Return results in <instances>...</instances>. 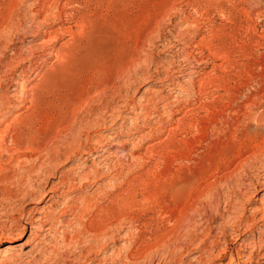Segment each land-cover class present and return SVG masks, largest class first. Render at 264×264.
Instances as JSON below:
<instances>
[{"label":"rangeland","instance_id":"1","mask_svg":"<svg viewBox=\"0 0 264 264\" xmlns=\"http://www.w3.org/2000/svg\"><path fill=\"white\" fill-rule=\"evenodd\" d=\"M217 3L0 0V136L7 135L12 152L16 141L11 139L16 135L22 153L44 151L52 145L62 154L54 165L58 174L49 178L43 173L37 180L32 176L29 183L23 181L25 192H32L31 183L37 192L26 200L14 197L0 204V246L13 244L9 253L0 256V264H98L111 249L120 255L117 264H121L139 232L146 229L144 221L153 226L163 216L180 215L195 189L221 176L247 148L264 143V137L252 133L255 126L243 123L232 130L231 125L217 122L235 114L249 99L257 102L259 113L264 111V99L258 98L264 95V0H221L223 8H217ZM217 30L220 36L213 39L210 33ZM183 120L193 122L190 130L172 129ZM9 152L0 154L8 160ZM260 156L252 159L247 172L220 181L204 202L209 215L205 219L197 216L205 226L217 210L223 213L234 201L231 204L237 208L225 211V217H230L212 223L217 238L226 230L234 251L223 252L225 244L220 243L200 259L199 251L191 246L187 264H225L236 252L240 241L235 240L232 224L238 215H250L264 204V189L259 194L248 191L251 182L264 179V154ZM13 162L9 165H17ZM19 164L22 168L31 162L21 160ZM61 173L68 174L70 181L66 178L64 188L54 194L49 189L60 181ZM47 181L50 185L46 187ZM126 186L135 188L136 204L131 201L126 208L142 218L136 226L123 224L117 243H109L105 252L99 247L84 250L92 244L76 241L84 231L76 206L83 198L98 201L112 189L122 194ZM171 186H179L182 192L172 194ZM50 197L56 199L54 203ZM158 211L159 219L151 220ZM29 217L34 218L32 224ZM16 223L25 227L22 237ZM11 227L16 239L7 236ZM256 227L264 230V221L256 222ZM185 228L186 237L190 230ZM64 231L71 239H64ZM204 235H197L196 246ZM248 235L241 239L255 238L253 233ZM260 257L241 264H264ZM142 264L152 263L146 259Z\"/></svg>","mask_w":264,"mask_h":264},{"label":"bare ground","instance_id":"2","mask_svg":"<svg viewBox=\"0 0 264 264\" xmlns=\"http://www.w3.org/2000/svg\"><path fill=\"white\" fill-rule=\"evenodd\" d=\"M57 1V0H55ZM40 2V1H39ZM217 8H223V5L221 4V0H217ZM50 3V2H49ZM52 4V3H51ZM55 4V3H54ZM63 4V3H62ZM59 5V4H58ZM44 6V5H43ZM51 6V5H50ZM49 7V6H48ZM53 7V6H52ZM60 7V6H58ZM65 7V6H64ZM55 9V8H54ZM226 9V8H225ZM38 10V9H37ZM61 10V9H60ZM220 10V9H219ZM222 11V10H221ZM224 11V10H223ZM208 18V17H207ZM213 21V20H212ZM198 27V26H197ZM210 27V26H209ZM206 28V27H205ZM211 29V28H210ZM209 32V31H208ZM221 33V32H220ZM219 31H213L212 33V38L216 39L220 36ZM224 34V33H223ZM209 35V33H208ZM222 36V35H221ZM204 38V37H203ZM204 41V40H202ZM206 41V40H205ZM209 41V40H207ZM209 43V42H208ZM204 47V46H202ZM199 48V47H198ZM211 48V47H210ZM206 49V48H205ZM209 49V48H208ZM200 50V49H199ZM211 50V49H210ZM195 52V51H194ZM199 52V51H198ZM197 52V53H198ZM191 54V53H189ZM201 54V53H199ZM202 55V54H201ZM200 56V55H199ZM204 56V55H203ZM63 58V57H62ZM207 58V57H206ZM201 61V60H200ZM227 67V66H226ZM224 68V67H223ZM226 69V68H225ZM118 74V73H117ZM206 74V73H205ZM169 77V76H168ZM46 78V77H45ZM13 79V78H12ZM49 79V78H48ZM132 79V78H131ZM206 79V78H205ZM204 79V80H205ZM227 79V78H226ZM44 80V79H43ZM50 80V79H49ZM118 80V79H117ZM229 81V80H228ZM50 82V81H49ZM96 82V81H95ZM218 82V81H217ZM100 83V82H98ZM226 84V83H225ZM228 84V83H227ZM99 85V84H98ZM101 85V84H100ZM39 86V85H38ZM169 87V86H168ZM227 87V86H226ZM46 88V87H45ZM92 88V87H91ZM97 88V87H96ZM104 88V87H103ZM102 88V89H103ZM179 88V87H178ZM98 89V88H97ZM186 89V87H185ZM37 90V89H36ZM92 90V89H91ZM100 90V89H99ZM205 90V89H204ZM209 90V89H208ZM229 90V89H228ZM255 90V89H254ZM181 91V90H180ZM188 91V90H187ZM246 91V90H245ZM3 92V91H2ZM202 92V91H201ZM23 93V92H22ZM185 93V92H184ZM230 93V91H229ZM243 93V92H242ZM94 94H96L94 92ZM190 94V93H189ZM200 94V93H199ZM87 95V94H86ZM195 95V94H194ZM224 95V94H223ZM253 95V94H252ZM7 96V95H6ZM23 96V95H22ZM254 96V95H253ZM256 96V95H255ZM258 96V95H257ZM256 96V97H257ZM83 97V96H82ZM251 97V96H250ZM88 98V96H87ZM95 98V97H94ZM258 98H261L262 101L264 99V95L260 94ZM257 98V99H258ZM21 99V98H20ZM221 99V98H220ZM228 99V98H227ZM260 99V100H261ZM228 101V100H227ZM261 101V102H262ZM133 102V101H132ZM136 102V101H135ZM260 103V102H259ZM77 104V103H75ZM74 104V105H75ZM112 104V103H111ZM144 105V104H143ZM186 105V104H185ZM34 106V105H33ZM89 106V104H88ZM148 106V105H147ZM193 106V105H192ZM198 106V105H197ZM78 107V106H77ZM82 107V106H81ZM129 107V106H128ZM264 107V106H263ZM101 108V107H100ZM127 108V107H126ZM185 108V107H184ZM187 108V107H186ZM190 108V107H189ZM194 108V107H193ZM259 105L257 102H255L253 99H249L245 104L240 105L238 108L235 109V114L233 115H224L219 120L222 125H231L232 130L233 126L235 128H239L243 123L245 124V127L249 126H255V128H252L253 131L252 133H255L257 135H261L262 137L264 133V111L259 113ZM79 109V108H78ZM34 110V109H33ZM74 110V109H73ZM80 110V109H79ZM132 110V109H131ZM182 110V109H181ZM197 110V109H196ZM227 110V109H226ZM263 110V109H262ZM141 111V110H140ZM147 111V110H146ZM185 111V109H184ZM193 111V110H191ZM213 111V110H212ZM33 112V111H32ZM143 112V111H142ZM183 112V111H182ZM216 112V111H215ZM225 112V111H224ZM93 113V112H92ZM144 113V112H143ZM190 113V112H187ZM219 113V112H218ZM155 114V113H154ZM227 114V113H226ZM232 114V113H231ZM30 115V114H29ZM74 115V114H73ZM158 115V114H157ZM169 115V114H168ZM186 114L184 113L183 116ZM27 116V115H26ZM159 116V115H158ZM203 116V115H202ZM165 117V116H164ZM25 118V117H24ZM61 118V117H60ZM152 118V117H151ZM172 118V117H171ZM188 118V117H187ZM204 118V117H203ZM202 118V119H203ZM218 118V117H217ZM64 119V118H63ZM201 119V118H200ZM149 120V119H148ZM160 120V119H159ZM179 120V119H178ZM18 121V120H17ZM93 121V120H92ZM158 121V119H157ZM208 121V120H207ZM72 122V121H71ZM200 122V121H199ZM206 122V121H205ZM138 123V122H137ZM159 123V122H157ZM156 123V124H157ZM163 123V122H162ZM12 124V123H11ZM15 124V123H14ZM161 124V123H160ZM171 124V123H170ZM205 124V123H204ZM162 125V124H161ZM172 125V124H171ZM170 125V126H171ZM9 126V125H8ZM158 126V125H157ZM160 126V125H159ZM165 126V125H163ZM167 126V125H166ZM193 126V122L190 120H183V122L178 123V125L172 129L174 130H181L183 129L184 131L190 130V128ZM205 126V125H204ZM230 126V127H231ZM20 127V126H19ZM155 127V126H154ZM199 127V126H198ZM242 127V126H241ZM244 127V129H245ZM15 128V127H14ZM18 128V127H17ZM21 128V127H20ZM31 128V127H30ZM229 128V127H228ZM7 129V128H6ZM19 129V128H18ZM66 129V128H65ZM204 129V128H203ZM206 129V128H205ZM222 129V128H221ZM231 129V128H230ZM247 129V128H246ZM250 129V128H249ZM248 129L247 132L250 130ZM3 130V129H2ZM14 130V129H13ZM12 130V131H13ZM21 130V129H20ZM210 130V129H209ZM216 130V129H215ZM73 131V130H72ZM182 131V130H181ZM237 131V130H236ZM234 131V133L236 132ZM171 130L169 131V133ZM173 132V131H172ZM220 132V131H219ZM20 133V132H19ZM60 133V132H59ZM104 133V132H103ZM208 133V132H207ZM206 133V134H207ZM222 133V132H221ZM238 133L239 130H238ZM250 133V132H249ZM147 134V133H146ZM153 134V133H152ZM193 134V133H192ZM200 134V133H199ZM198 134V135H199ZM205 134V135H206ZM219 134V133H218ZM244 132V136H245ZM254 134V135H255ZM13 135V134H12ZM40 135V134H39ZM240 135V134H238ZM243 135V134H242ZM38 136V135H37ZM200 136V135H199ZM243 136V137H244ZM190 137V136H189ZM234 137L235 134H234ZM254 137V136H252ZM261 137V138H262ZM17 136L14 135L11 140L15 142V146L12 152V149L7 146V135L2 134L0 136V152L4 151H10V159L6 160V158L2 157L0 154V204L4 203L5 199H10V198H16L17 200H26L29 198L30 194L33 193V191L37 192L35 190L34 183H31L32 192H25L21 185L23 181L26 179L27 182L31 181L32 176H36V180L40 178L39 176L41 174H47V176L52 177L55 176L56 174L59 173V168L54 166L57 164L61 158L62 154L59 152V150L52 149V145H48L46 147V150H36V152L32 153H27L24 152L22 153L20 151L17 141ZM42 138V137H41ZM40 138V139H41ZM250 138V137H249ZM260 138V139H261ZM10 140V141H11ZM26 140V139H24ZM42 140V139H41ZM48 140V139H47ZM52 140V139H51ZM62 140V139H61ZM80 141V140H79ZM110 141V140H109ZM202 141V140H201ZM206 141V140H205ZM251 141V140H249ZM262 141V140H261ZM23 142V141H22ZM111 142V141H110ZM10 144V142H8ZM13 143V142H12ZM20 143V142H19ZM261 143V142H260ZM29 144V143H28ZM159 144V143H158ZM201 144V143H200ZM253 144V143H251ZM255 144V143H254ZM253 144V145H254ZM259 144V143H257ZM39 145V144H38ZM26 146V145H25ZM37 146V145H36ZM126 146V145H125ZM251 146V145H250ZM21 147V146H20ZM34 147V146H33ZM55 147V146H53ZM23 148V147H22ZM21 148V149H22ZM31 148V147H30ZM42 148V147H41ZM51 148V150H50ZM56 148V147H55ZM147 148V147H146ZM195 148V147H194ZM45 149V148H44ZM34 150V149H33ZM86 150V149H85ZM148 150V148H147ZM156 150V149H155ZM195 150V149H194ZM98 151V150H97ZM118 151V150H117ZM154 152V151H153ZM244 152V151H243ZM242 152V153H243ZM112 153V152H111ZM125 153V152H124ZM70 154V153H69ZM116 154V153H115ZM131 154V153H130ZM165 154V153H164ZM264 154V143L255 145L252 148L250 147L247 148V150L240 156L238 157L237 160H234L232 165H229L228 168H224V172L221 176L217 177L212 180L211 182H208L207 184L199 187L198 189H195L191 197L188 201V204L184 208V210L181 212L180 215H169L168 217L163 216L162 220L160 221L159 214L161 212H157L155 214L151 215V220H156L159 219V222L157 224H154L153 226H150L151 223H147V221L142 224L144 225L146 229L142 230V232H139V237L136 240L135 238L133 240L135 241V245L131 246L127 250L126 254V259L122 260L121 264H142L143 261L148 259L150 263H155V261H158L156 264H187V255L191 253V246H194L197 251H199L200 259L201 256L204 252H208L212 246H219L220 243H224L225 246L222 249L223 252L228 253L229 251H234V248L228 244L227 238H226V230L222 231V235L220 238H217L216 235L213 234L215 231V226L212 225L219 217L226 218L225 217V211L226 210H234L236 207L235 204H231L234 201H230L231 203L226 206V209L224 210L223 213H220L219 210H217V215L213 218H208V223L203 226V224H200L197 216H201L203 219H205L207 215H209L207 200L209 199L210 195L214 193L215 190L218 188V184L220 181L223 180H228L230 178H234L238 172H247L248 169L250 168L251 161L252 159H255L259 157L260 155L263 156ZM88 155V154H87ZM127 155V154H126ZM129 155V154H128ZM133 155V154H131ZM6 156V155H4ZM260 156V157H261ZM116 157V156H115ZM130 157V156H129ZM235 157V156H234ZM135 158V157H134ZM151 158V157H150ZM118 159V158H117ZM143 159V158H142ZM21 160L25 161L27 160L28 162H31L30 166L28 167H17V165L21 166ZM137 160V159H136ZM135 160V161H136ZM17 162V165H9L12 164V162ZM116 161V160H115ZM13 162V164H14ZM5 163V164H4ZM137 164V163H136ZM158 164V163H157ZM254 164V163H253ZM256 164V163H255ZM254 164V165H255ZM111 165V164H110ZM99 166V165H98ZM115 166V165H114ZM227 166V165H226ZM155 167V166H154ZM252 167V166H251ZM115 168V167H114ZM158 168V167H157ZM253 168V167H252ZM93 169V168H92ZM104 170V169H103ZM119 172V171H118ZM253 172V171H252ZM89 174V172H86ZM76 174V173H75ZM68 174L66 173H61L60 175V181L57 183H53L50 186L49 191H52L54 194L59 191V189L64 188L66 185V178ZM119 175V174H118ZM217 175V174H216ZM69 176V175H68ZM89 176V175H88ZM92 176V175H91ZM113 176V175H112ZM264 176V175H263ZM93 177V176H92ZM94 178V177H93ZM247 178V177H246ZM68 179V178H67ZM79 179V178H78ZM84 179V178H83ZM235 179V178H234ZM36 180H33L35 182ZM41 180V179H40ZM69 180V179H68ZM72 180V179H71ZM129 180V179H128ZM255 180V179H254ZM70 181V180H69ZM69 181L67 183H69ZM229 181V180H228ZM72 182V181H71ZM79 182V181H78ZM50 182H46V187L49 186ZM73 183V182H72ZM81 183V181H80ZM113 183V182H112ZM76 184V183H75ZM74 184V185H75ZM83 184V183H82ZM85 184V183H84ZM110 184V183H109ZM114 184V183H113ZM69 185V184H67ZM228 185V184H227ZM250 189H253L254 192H257L258 194L262 189H264V179L262 180H257L254 182H251L250 184ZM136 186V185H135ZM182 186V185H181ZM69 187V186H68ZM75 187V186H74ZM127 187V186H126ZM173 187V186H171ZM185 187V186H183ZM188 187V186H187ZM45 188V187H44ZM73 188V187H72ZM71 188V189H72ZM193 188V187H192ZM66 189V188H65ZM64 189V190H65ZM98 189V188H97ZM182 188H179V186H175L171 189L172 194H178ZM187 190V188H185ZM27 190V189H26ZM67 190V189H66ZM121 190V188H120ZM191 190V189H190ZM71 191V190H70ZM137 191V190H136ZM170 191V187H169ZM192 191V190H191ZM45 192V191H44ZM74 192V191H73ZM72 192V193H73ZM106 192V191H105ZM134 192L135 188H129L127 187L124 189V192L122 194L118 193L117 190L112 189L111 191L107 192L105 196H102L100 200H94V198H83L84 201L79 203V205H75L77 210L80 212H77L82 218L79 221H82L84 223V231H81L77 240L76 241H81L86 244L87 241H89L92 245L90 247V244H86V247L84 250L88 249H98L97 250H104L108 248L109 243H117L118 235L122 231V228L124 227L123 224L129 223L132 226L136 224V221L139 222V220L142 218V216H137L134 213L132 209L129 212L126 208V206L133 202L135 200L134 198ZM62 193V192H61ZM66 193V192H65ZM63 192V195H65ZM96 193V192H95ZM67 194V193H66ZM69 194V193H68ZM98 194V193H97ZM96 194V196H97ZM74 195V194H73ZM103 195V194H102ZM171 195V194H170ZM181 195V194H180ZM57 196V195H56ZM60 196V194H59ZM62 196V195H61ZM89 196V195H88ZM92 196V195H91ZM94 196V195H93ZM95 196V197H96ZM99 196V195H98ZM136 196V195H135ZM175 196V195H174ZM63 197V196H62ZM61 197V198H62ZM170 197H173L170 196ZM67 198V196H66ZM70 198V197H69ZM73 198V197H72ZM137 198V197H136ZM145 197H143L144 199ZM147 198V197H146ZM169 198V197H168ZM176 198V197H175ZM53 197H50L49 200L54 203ZM59 199V197H58ZM171 199V198H169ZM40 200V199H39ZM56 200V199H55ZM73 200V199H72ZM82 200V199H81ZM142 200V199H141ZM70 201V200H69ZM244 201V200H243ZM137 202V201H136ZM171 202V201H170ZM205 202V203H204ZM48 203V202H47ZM51 203V204H52ZM67 203V202H66ZM69 203V202H68ZM77 203V202H76ZM134 203V202H133ZM235 203V202H234ZM57 204V203H56ZM135 204V203H134ZM140 204V203H139ZM136 205V204H135ZM2 206V205H1ZM0 206V207H1ZM5 206V204H4ZM71 206V205H70ZM74 206V207H75ZM129 206V205H128ZM127 206V207H128ZM147 206V205H146ZM155 206V205H154ZM9 207V206H8ZM55 207V206H54ZM67 207V206H66ZM69 207V206H68ZM143 207V206H142ZM141 207V208H142ZM158 207V206H156ZM244 210L248 209L244 207V204L241 205ZM88 210V213L86 211ZM161 210V209H160ZM230 210V211H231ZM41 211V210H40ZM67 211V210H66ZM154 211V210H153ZM162 211V210H161ZM3 212V211H2ZM35 213V212H34ZM76 213V212H75ZM180 213V211L178 212ZM7 214V213H6ZM54 214V211L51 212V216ZM240 214L238 215V219L234 221L232 224V229L234 230V237L235 240L240 241L239 242V247L237 248L236 252L234 254H231V257L225 264H241L245 262L246 260L253 261V258H256L257 256L261 255L260 258H264V230H260L259 228L256 227V222L258 221H264V204L256 209H254L251 214L244 215ZM5 215V214H4ZM87 215V217H86ZM1 216V215H0ZM14 216V215H13ZM50 216V215H49ZM161 216V215H160ZM53 217V216H52ZM56 217V216H55ZM86 217V218H85ZM150 217V216H149ZM148 217V219H149ZM205 217V218H204ZM230 215L228 216V218ZM51 218V217H50ZM145 218V217H144ZM226 218V219H228ZM6 219V218H5ZM23 219V218H22ZM62 219V218H61ZM75 219V218H74ZM50 220V219H49ZM147 220V219H146ZM34 218L29 217L28 223H33ZM37 221V220H36ZM52 221V220H51ZM150 221V220H148ZM137 222V223H138ZM207 222V221H206ZM71 223V222H70ZM43 224V223H42ZM11 225V224H10ZM14 225V224H13ZM23 224L16 223V226L21 232L17 233L19 237L23 236V232H25V227L22 226ZM41 225V224H40ZM53 225V224H52ZM51 225V226H52ZM128 225V226H129ZM139 225V224H137ZM15 226V225H14ZM127 226V225H126ZM125 226V227H126ZM136 226V225H135ZM150 226V227H149ZM38 227V226H33V228ZM42 227V226H40ZM39 227V228H40ZM79 227V226H77ZM142 227V226H141ZM186 227V228H185ZM200 227H202L200 229ZM9 230L8 237L10 239H13L14 236L16 235L12 229ZM83 228V227H81ZM128 228V227H127ZM189 229V236H184L183 230ZM68 229V228H67ZM129 229V228H128ZM138 229V227H137ZM200 229V232L198 230ZM17 230V229H16ZM40 230V229H39ZM66 230V229H64ZM75 230V229H74ZM81 230V229H79ZM48 231V230H47ZM70 231V230H69ZM127 231V230H126ZM137 231V230H135ZM134 231V232H135ZM62 232V231H61ZM138 232V231H137ZM64 233V239H71L70 236L66 233ZM73 233V232H72ZM77 233V232H76ZM123 233V231H122ZM126 233V232H125ZM145 233V234H144ZM146 233H148L146 235ZM205 234L203 237L202 242L196 246L195 241L197 240V235ZM249 233H253L254 239L251 241H248V238H243L241 237L243 235H248ZM5 234V233H4ZM127 234V233H126ZM125 234V236H126ZM129 234V233H128ZM131 235V234H130ZM123 236V235H122ZM129 236V235H128ZM127 236V237H128ZM133 236V234L131 235ZM249 236V235H248ZM56 237V236H55ZM18 238V237H17ZM16 239V238H14ZM76 239V238H75ZM124 239V238H123ZM131 239V240H132ZM211 239V240H210ZM127 240V238H126ZM130 240V238H129ZM132 240V241H133ZM49 242V241H48ZM66 242V241H65ZM68 242V241H67ZM134 242V241H133ZM39 243V242H38ZM57 243V242H56ZM67 244V243H66ZM72 244V243H71ZM73 245V244H72ZM125 245V244H124ZM71 246V245H70ZM78 246V244H77ZM128 246V244H127ZM221 247V246H220ZM65 248V247H64ZM115 248V247H114ZM128 248V247H127ZM13 249V244L9 242L5 246H0V256L5 252L9 253L10 250ZM109 249V248H108ZM36 250V249H35ZM33 251V250H32ZM122 251V250H121ZM49 252V251H48ZM87 252V251H86ZM85 252V253H86ZM246 252H249L246 254ZM40 253V252H39ZM50 253V252H49ZM94 253V252H93ZM122 253V252H121ZM51 254V253H50ZM83 254V253H82ZM92 254V252H91ZM118 253H115V249H111V253L109 255H102L99 259L98 264H117ZM120 254V253H119ZM4 255V254H3ZM64 255V254H63ZM67 255V254H66ZM49 256V255H47ZM87 256V255H86ZM225 256V255H224ZM44 257V256H43ZM82 257V256H81ZM89 257V256H88ZM94 257V256H92ZM97 257V256H96ZM100 257V256H99ZM18 258V257H17ZM23 258V257H22ZM57 258V257H56ZM59 258V257H58ZM83 258V257H82ZM51 259V258H50ZM123 259V258H122ZM224 259V258H223ZM22 260V259H21ZM28 260V259H27ZM39 261V260H38ZM87 261V260H85ZM96 261V260H95ZM121 261V260H120ZM223 261V260H222ZM255 261V260H254ZM225 262V261H224ZM5 263V262H4ZM145 263V262H144ZM148 263V261H147ZM248 263V262H247ZM40 264V263H39ZM45 264V263H44ZM57 264V263H56ZM119 264V263H118ZM223 264V263H222Z\"/></svg>","mask_w":264,"mask_h":264}]
</instances>
